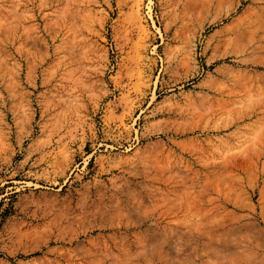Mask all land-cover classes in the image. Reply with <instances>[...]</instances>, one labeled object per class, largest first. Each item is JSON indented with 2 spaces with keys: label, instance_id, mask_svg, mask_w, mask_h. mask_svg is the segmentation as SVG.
Returning a JSON list of instances; mask_svg holds the SVG:
<instances>
[{
  "label": "rangeland",
  "instance_id": "obj_1",
  "mask_svg": "<svg viewBox=\"0 0 264 264\" xmlns=\"http://www.w3.org/2000/svg\"><path fill=\"white\" fill-rule=\"evenodd\" d=\"M236 239L264 264V0H0V264Z\"/></svg>",
  "mask_w": 264,
  "mask_h": 264
},
{
  "label": "bare ground",
  "instance_id": "obj_2",
  "mask_svg": "<svg viewBox=\"0 0 264 264\" xmlns=\"http://www.w3.org/2000/svg\"><path fill=\"white\" fill-rule=\"evenodd\" d=\"M185 3H186V1H185ZM184 2H183V4H185ZM188 3V2H187ZM177 4H179V3H177ZM176 4V5H177ZM183 6V5H182ZM184 7V6H183ZM189 7V6H188ZM134 9V8H133ZM139 9V8H138ZM184 9H186V8H183L182 10H184ZM187 10V9H186ZM188 10H189V8H188ZM180 11V10H179ZM181 12H183V11H181ZM186 12V11H185ZM135 17V16H134ZM140 21V20H139ZM182 25H184V24H182ZM185 26H186V24H185ZM141 27V26H140ZM187 27V26H186ZM181 28V26L179 27V29ZM142 29V28H141ZM188 29V28H187ZM183 30V27H182V29H181V31H178L177 30V32L179 33V32H183L182 31ZM187 32V31H186ZM185 32V33H186ZM184 33V32H183ZM177 36V35H176ZM180 36V38H181V35H179ZM183 36V35H182ZM177 38H179V37H177ZM186 38V37H185ZM184 39V38H183ZM249 240V239H248ZM240 241V240H239ZM246 241V240H245ZM251 241V240H250ZM236 242H238L237 241V239H236ZM251 243V242H250ZM250 243H247V241H246V243L245 242H238V244H235V245H231V244H229V245H231V246H229V248H228V251H229V253L227 254V260L226 261H222V262H220V263H218V264H251L250 262H254V261H252L250 258H251V256H250V254L252 253H250L249 252V250H250V248H251V244ZM225 244V242L223 243V245ZM253 244V243H252ZM259 244V243H258ZM257 244V245H258ZM263 244V243H262ZM228 246V245H227ZM262 246V245H261ZM259 247V246H258ZM223 248V247H222ZM257 248V247H256ZM219 250V249H218ZM252 250V249H251ZM258 251H256V253H257ZM224 253V252H223ZM222 253V254H223ZM227 253V252H226ZM254 253V252H253ZM260 254V253H259ZM263 255V254H262ZM224 256V255H223ZM264 256V255H263ZM256 257V256H255ZM215 258V257H214ZM256 259V258H255ZM223 260H225V258L223 259ZM251 260V261H250ZM215 261V260H214ZM221 261V260H220ZM208 264H211V263H208ZM212 264H216V263H212ZM259 264V263H258Z\"/></svg>",
  "mask_w": 264,
  "mask_h": 264
}]
</instances>
